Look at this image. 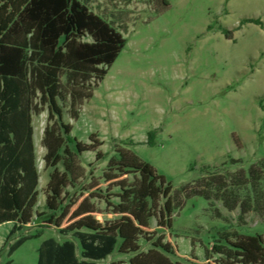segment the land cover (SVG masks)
I'll return each instance as SVG.
<instances>
[{
	"label": "rangeland",
	"instance_id": "1",
	"mask_svg": "<svg viewBox=\"0 0 264 264\" xmlns=\"http://www.w3.org/2000/svg\"><path fill=\"white\" fill-rule=\"evenodd\" d=\"M90 5L107 21L115 20L116 28L128 25L127 44L105 78L86 87L93 95L76 106L77 117L70 99L63 105V120L81 144L73 147L81 170L67 172L68 184L53 211L45 193L50 168L43 143L53 121L47 109L33 115L39 200L12 241L43 234L9 257L7 236L14 223L1 224L0 264L9 259L37 264L44 239L74 238L84 215L76 216L79 207L96 209L100 230H114L109 221H121L126 210L146 225L128 238L118 228L116 250L99 264H264V205L239 217L240 208L230 211L217 200L218 216L207 199H182L179 190L205 164L233 157L248 167L264 157V26L240 25L244 18L264 23V0H92ZM223 27L232 30L231 38ZM151 130L154 144L147 143ZM122 153L131 168L114 165Z\"/></svg>",
	"mask_w": 264,
	"mask_h": 264
},
{
	"label": "trees",
	"instance_id": "2",
	"mask_svg": "<svg viewBox=\"0 0 264 264\" xmlns=\"http://www.w3.org/2000/svg\"><path fill=\"white\" fill-rule=\"evenodd\" d=\"M91 1L0 0V225L14 223L7 236L11 241L9 257L27 240L43 234L40 230L12 241L15 233L32 219L39 200L41 175L33 115L47 109L48 120L53 121L46 126L43 137L47 149L45 167L50 168L45 193L53 211L68 184L67 172L81 170L76 160L78 152L73 149L78 150L81 144L72 135V125L63 120V105L70 99V111L77 117L76 106L93 95L86 87H96L105 78L127 44L124 33L128 25L119 24V30L115 20L107 21L91 8ZM247 22L264 26L260 18H244L240 25ZM222 31L232 37V30L223 27ZM155 135L156 130H151L147 143L154 144ZM122 156L114 165L123 166V153ZM229 158L221 164L202 166L197 177L180 186L182 199L202 196L218 216L221 212L216 207L217 200L230 211L240 208L239 217L251 210L259 211L264 205V157L248 167L242 159ZM60 164L66 167L64 171ZM237 164H241L240 168L232 172L230 167ZM123 167L131 165L125 163ZM142 208L143 205L138 207ZM69 209L65 206L66 213ZM27 211L29 215L24 220L22 216ZM94 212L96 209L79 207L76 216L84 215L72 231L74 238L44 239L38 248L37 264H99L116 250L118 228L121 236L128 238L146 226L133 219L137 218L133 211L126 210L121 221H109L114 230H100L101 222ZM12 261L9 259L7 264Z\"/></svg>",
	"mask_w": 264,
	"mask_h": 264
}]
</instances>
